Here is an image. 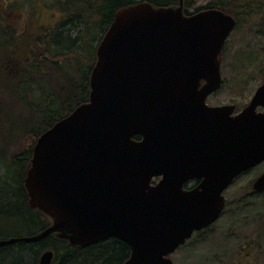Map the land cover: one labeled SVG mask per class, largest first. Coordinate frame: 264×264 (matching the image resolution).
<instances>
[{"label": "water", "instance_id": "95a60500", "mask_svg": "<svg viewBox=\"0 0 264 264\" xmlns=\"http://www.w3.org/2000/svg\"><path fill=\"white\" fill-rule=\"evenodd\" d=\"M183 2L114 13L88 101L37 138L25 172L29 206L51 223L0 248L50 235L79 248L114 238L130 249L123 264H172L218 219L230 184L264 162V81L237 114L206 104L222 84L235 19L218 9L185 15ZM252 188L264 192V168ZM52 258L46 250L38 264Z\"/></svg>", "mask_w": 264, "mask_h": 264}, {"label": "trees", "instance_id": "16d2710c", "mask_svg": "<svg viewBox=\"0 0 264 264\" xmlns=\"http://www.w3.org/2000/svg\"><path fill=\"white\" fill-rule=\"evenodd\" d=\"M5 2L4 0H2ZM179 0H37L29 2L26 10L35 11L36 4H43L49 10H58L61 22L44 28L39 34H30V42L19 35L12 25L0 16V106L6 115L17 113L19 106L28 109L20 130L24 140L22 153L14 158L13 166L20 168L17 177L8 181L7 193L0 199V212L10 211L23 228L17 233L0 240L42 231L45 224L39 222V213L25 205L21 190L25 167L28 166L37 138L57 121L67 116L89 98V78L96 62V48L112 22L114 13L123 7L139 2L153 7H174ZM188 0L184 2V14L190 15L206 9H218L235 18L234 31L245 19L254 20L264 12V1L256 0H213L204 8L189 12ZM12 8L11 5H5ZM29 12V14H30ZM27 25L23 29L28 32ZM26 24V23H25ZM26 45L25 47H22ZM35 48V52H34ZM263 76V75H261ZM264 77V76H263ZM264 79V78H263ZM37 99H34V98ZM9 101V105L3 99ZM4 103V104H3ZM23 116V115H21ZM16 136L13 138L15 139ZM135 139L139 140L137 136ZM263 166V165H261ZM253 193V192H252ZM251 193V194H252ZM37 225V227H36ZM27 227V228H25ZM210 228L200 232L205 233ZM200 234L199 232H197ZM6 237V238H5ZM48 249L54 253L52 264H123L130 249L124 242L110 238L85 248L74 247L66 241L50 235L42 241L31 244H15L0 248V264H21L24 256Z\"/></svg>", "mask_w": 264, "mask_h": 264}, {"label": "rangeland", "instance_id": "374dc122", "mask_svg": "<svg viewBox=\"0 0 264 264\" xmlns=\"http://www.w3.org/2000/svg\"><path fill=\"white\" fill-rule=\"evenodd\" d=\"M4 1L0 0V16L12 25L17 34L26 35L24 43L30 42V34H39L44 28L61 22L57 8V11L49 10L38 3L33 12L29 11V7L28 10L25 9L29 2L37 0ZM211 1L213 0H188V11L191 13L204 8ZM7 4L12 8H6ZM27 18L29 33L24 34L22 32L27 25ZM219 59L222 85L209 96L207 103L210 106L233 105L236 110H242L264 81V12L254 20L243 17L240 28L233 31L225 42ZM1 61L2 57L0 63ZM3 100L9 105L7 99ZM4 111L3 106H0V199L7 193L5 190L11 182L8 180L17 177L20 171L18 166H13L12 161L22 153L24 140L18 134L27 124L26 113L29 112L22 106H19L17 113L8 110L12 115H6ZM24 112L25 115L22 114ZM262 169L263 166L255 167L239 175L230 184L224 192L226 206L216 222L209 227L210 230L194 234L185 245L179 247L170 256L172 264H264V192L256 193L252 188ZM12 213L13 206H10V211L0 212V238L24 230L23 224L17 223V218ZM21 228L23 229L20 230ZM38 231L39 228L33 234ZM26 235L31 234L20 236ZM44 251L45 249H41L33 256H24L21 264L38 263ZM14 262L11 260L10 264Z\"/></svg>", "mask_w": 264, "mask_h": 264}, {"label": "flooded vegetation", "instance_id": "af4514ba", "mask_svg": "<svg viewBox=\"0 0 264 264\" xmlns=\"http://www.w3.org/2000/svg\"><path fill=\"white\" fill-rule=\"evenodd\" d=\"M209 97H207V99H208ZM207 99H206V103H207ZM207 105L208 106H210L208 103H207ZM240 110H236L235 111V113H237V112H239ZM264 166V165H263ZM159 179H154L153 180V184H155L157 181H158ZM200 181H193V182H191V183H188V184H186L185 186H184V189H191V188H193V187H195L198 183H199ZM24 179L22 180V185H21V190H22V192H23V197H24V201H25V205L27 206V207H29L31 210H33L34 212H36V213H39V215H40V217H39V222H40V225L41 224H45L46 225V228L50 225V220L45 216V215H43L42 213H40L39 211H37L36 209H33V208H31L30 206H29V204H28V198H27V194H26V191H25V188H24ZM44 230V229H43ZM42 230V231H43ZM41 232V231H40ZM39 232V233H40ZM39 233H36V234H39ZM36 234H31V235H26V236H34V235H36ZM20 237H24V236H20ZM55 237V236H54ZM45 239V238H44ZM42 241V240H41ZM39 242V241H38ZM32 243H35V242H32ZM15 244H31V243H24V242H21V243H15ZM15 244H13V245H15ZM11 246V245H10ZM46 250H48V249H45V251ZM40 259V258H39ZM53 259H54V253H53V258H52V262H51V264L53 263ZM38 263H39V261H38ZM38 263H36V264H38Z\"/></svg>", "mask_w": 264, "mask_h": 264}]
</instances>
